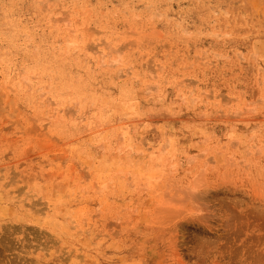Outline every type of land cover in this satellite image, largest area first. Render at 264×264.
I'll list each match as a JSON object with an SVG mask.
<instances>
[{
	"label": "rangeland",
	"instance_id": "374dc122",
	"mask_svg": "<svg viewBox=\"0 0 264 264\" xmlns=\"http://www.w3.org/2000/svg\"><path fill=\"white\" fill-rule=\"evenodd\" d=\"M0 264H264V0H0Z\"/></svg>",
	"mask_w": 264,
	"mask_h": 264
},
{
	"label": "bare ground",
	"instance_id": "6f19581e",
	"mask_svg": "<svg viewBox=\"0 0 264 264\" xmlns=\"http://www.w3.org/2000/svg\"><path fill=\"white\" fill-rule=\"evenodd\" d=\"M66 23H67V24H70L69 22H66ZM67 24L65 25V23H64L65 26H67ZM72 32H73V30H72ZM73 33H74V32H73ZM63 39H64V38H63ZM69 43L73 44L72 42H69ZM74 43H76V42H74ZM66 44H68V43H66ZM69 46H72V45H69ZM69 46H68V47H69ZM92 49L97 50L95 47H94V48L92 47ZM120 50H122V48H121ZM92 51H93V50H92ZM97 51H98V50H97ZM116 51H118V50H116ZM99 53L101 54L100 51H99ZM110 53H111V52H109V54H110ZM107 54H108V53H107ZM107 54H105V55H107ZM105 55H103V57H105ZM110 55H111V54H110ZM117 61H118V59H117ZM111 62H112V64L110 63V64H108V65H114V64H113V61H111ZM115 63H116V62H115ZM101 64H102V63H101ZM104 64H105V62H104ZM104 64H103V65H104ZM105 65H106V64H105ZM119 65H120V64H119ZM126 74H127V73H126ZM66 112H68V111H66ZM58 116H59V115H58ZM67 116H68V115H67ZM58 118H59V117H58ZM60 118H61V117H60ZM67 118H68V117H67ZM130 132H131V131H129V130H127V131L125 132V137H126V140H127V141L131 140V137H129ZM124 139H125V138H124ZM127 145H128V144H127ZM146 151H147V149H144L143 151H140V152H139V155H140V154H145ZM137 153H138V152H137ZM130 156H131V155H130ZM149 157H150V156H149ZM146 159H147V158H146ZM138 160H139V159H138ZM143 160H144V159H143ZM144 162H145V161H144ZM144 162H142V163L144 164ZM148 162H149V161H148ZM148 162H147V163H148ZM117 163H118V162H117ZM138 163H141V162H138ZM145 163H146V162H145ZM147 163H146V164H147ZM123 164H124V163H123ZM132 164H133V163H132ZM129 165H131V164H129ZM129 165H128V166H129ZM149 165H150V167H151V162L149 163ZM132 166H133V165H132ZM137 166H138V164H137ZM139 166H140V165H139ZM140 169H141V168H140ZM149 171H150V170H149ZM148 173L151 174L150 172H148ZM149 174H148V175H149ZM151 175H152V174H151ZM150 178H151V177H150Z\"/></svg>",
	"mask_w": 264,
	"mask_h": 264
}]
</instances>
